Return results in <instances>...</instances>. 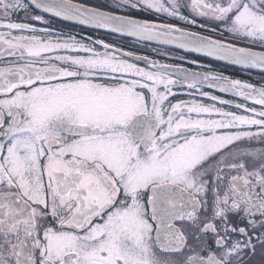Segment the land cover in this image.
I'll list each match as a JSON object with an SVG mask.
<instances>
[{
	"label": "snow or ice",
	"instance_id": "1",
	"mask_svg": "<svg viewBox=\"0 0 264 264\" xmlns=\"http://www.w3.org/2000/svg\"><path fill=\"white\" fill-rule=\"evenodd\" d=\"M0 264H264V0H0Z\"/></svg>",
	"mask_w": 264,
	"mask_h": 264
},
{
	"label": "flooded vegetation",
	"instance_id": "2",
	"mask_svg": "<svg viewBox=\"0 0 264 264\" xmlns=\"http://www.w3.org/2000/svg\"><path fill=\"white\" fill-rule=\"evenodd\" d=\"M53 26H59L58 22L54 21ZM104 39H106L108 41H111V42H114V43L119 44V45H123L126 48H133L134 47V45H132L129 41L122 40V39H120V38H118L116 36H105ZM139 51H142L144 53H148L147 49H139ZM215 67L219 71L224 72L225 74H229V75H232L234 77H240L242 79L248 78V74L243 72L242 70H240L238 68H235V67H232V66H224V65H221L219 63H217L215 65ZM254 79L258 80L259 77L256 76V77H254ZM257 260H259V257H257Z\"/></svg>",
	"mask_w": 264,
	"mask_h": 264
}]
</instances>
